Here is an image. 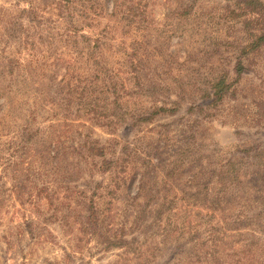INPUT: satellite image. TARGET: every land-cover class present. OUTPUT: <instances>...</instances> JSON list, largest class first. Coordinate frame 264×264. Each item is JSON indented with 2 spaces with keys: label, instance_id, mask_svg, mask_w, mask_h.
<instances>
[{
  "label": "rangeland",
  "instance_id": "1",
  "mask_svg": "<svg viewBox=\"0 0 264 264\" xmlns=\"http://www.w3.org/2000/svg\"><path fill=\"white\" fill-rule=\"evenodd\" d=\"M130 1L0 0V264H264L262 31Z\"/></svg>",
  "mask_w": 264,
  "mask_h": 264
},
{
  "label": "trees",
  "instance_id": "2",
  "mask_svg": "<svg viewBox=\"0 0 264 264\" xmlns=\"http://www.w3.org/2000/svg\"><path fill=\"white\" fill-rule=\"evenodd\" d=\"M241 3L243 4V9L250 13L251 15H248V19L246 20V23L249 25V23H256L259 26V29L262 31L261 34L258 36L259 40H264V1L263 0H242ZM139 1L132 0L130 1L127 8L131 10L134 6L138 5ZM255 15V17L253 16ZM244 69V65L242 62H238L235 67V71L238 75H241ZM229 84L226 82L224 78H219L216 80V82H213L212 89H213V96L214 101L221 100L224 95H226L229 92Z\"/></svg>",
  "mask_w": 264,
  "mask_h": 264
}]
</instances>
